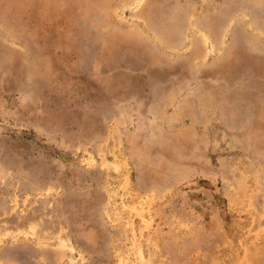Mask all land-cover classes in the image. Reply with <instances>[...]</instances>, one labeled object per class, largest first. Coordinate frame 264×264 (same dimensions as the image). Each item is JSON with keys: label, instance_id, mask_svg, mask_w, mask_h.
I'll list each match as a JSON object with an SVG mask.
<instances>
[{"label": "rangeland", "instance_id": "374dc122", "mask_svg": "<svg viewBox=\"0 0 264 264\" xmlns=\"http://www.w3.org/2000/svg\"><path fill=\"white\" fill-rule=\"evenodd\" d=\"M263 44L264 0H0V264H264Z\"/></svg>", "mask_w": 264, "mask_h": 264}, {"label": "bare ground", "instance_id": "6f19581e", "mask_svg": "<svg viewBox=\"0 0 264 264\" xmlns=\"http://www.w3.org/2000/svg\"><path fill=\"white\" fill-rule=\"evenodd\" d=\"M250 1V0H249ZM248 3V2H247ZM251 4H253V3H251ZM227 6V5H226ZM247 6H249L250 7V4L249 5H247ZM255 7V6H254ZM254 7H252V8H254ZM227 8V7H226ZM237 9V8H236ZM262 9V8H261ZM224 10V9H223ZM259 10V9H258ZM251 11V10H250ZM256 11V10H255ZM224 12V11H223ZM228 12V11H227ZM250 14V13H249ZM254 14H256V13H254ZM223 15H224V13H223ZM225 16V15H224ZM245 16V15H244ZM253 16V15H252ZM256 16V15H255ZM258 16V15H257ZM262 16V15H261ZM263 18V17H262ZM224 19H226V18H224ZM259 19V18H258ZM261 21V20H260ZM253 22V21H252ZM256 22V21H255ZM259 22V21H258ZM159 23V22H158ZM161 23V22H160ZM226 23H227V21H226ZM239 23V22H238ZM250 23V22H249ZM218 25V24H217ZM216 25V26H217ZM222 25V24H221ZM176 26V25H175ZM229 26V25H228ZM231 26H234V25H231ZM217 27H219V26H217ZM229 29V28H228ZM251 30V29H250ZM246 34V33H245ZM232 35V34H231ZM235 37V36H234ZM244 36L242 35V38H243ZM244 38H246V37H244ZM243 38V39H244ZM252 38V37H251ZM261 39V38H260ZM239 40V39H238ZM246 40V39H245ZM251 40V39H250ZM232 41V40H231ZM252 41V40H251ZM257 41V40H256ZM246 42V41H245ZM257 42H255V44H256ZM233 44V43H232ZM259 44V43H258ZM254 45V44H253ZM259 45H261V44H259ZM258 45V46H259ZM264 45V44H263ZM264 47V46H263ZM262 47V48H263ZM260 48V47H259ZM257 49V48H256ZM264 50V49H263ZM243 65H240V67H242ZM244 67V66H243Z\"/></svg>", "mask_w": 264, "mask_h": 264}]
</instances>
